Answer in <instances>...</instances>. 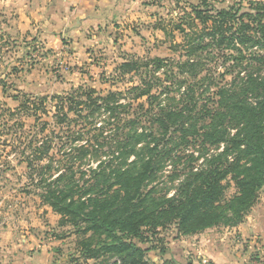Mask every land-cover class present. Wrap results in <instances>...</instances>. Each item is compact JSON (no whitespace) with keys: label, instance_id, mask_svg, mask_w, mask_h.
Returning a JSON list of instances; mask_svg holds the SVG:
<instances>
[{"label":"trees","instance_id":"16d2710c","mask_svg":"<svg viewBox=\"0 0 264 264\" xmlns=\"http://www.w3.org/2000/svg\"><path fill=\"white\" fill-rule=\"evenodd\" d=\"M190 13L188 30L176 26L177 58L118 63L112 78L127 79L124 90L13 96L18 111L46 118L16 149L40 201L79 235L77 258L183 264L148 246L145 230L234 227L264 186V0H198ZM156 250L162 263L149 262Z\"/></svg>","mask_w":264,"mask_h":264},{"label":"rangeland","instance_id":"374dc122","mask_svg":"<svg viewBox=\"0 0 264 264\" xmlns=\"http://www.w3.org/2000/svg\"><path fill=\"white\" fill-rule=\"evenodd\" d=\"M238 1L240 0H209L217 8L231 6ZM22 2L24 1L0 0V81H6L5 93L0 82V226L21 227L29 233L19 234L33 235L36 241L46 240L54 260L62 258L66 260V264H97L96 259L77 258L79 235L70 225L60 224L59 215L45 208L48 206L40 201L36 188L29 183L26 164L19 161L20 152L16 149L19 143L16 138L20 136L19 141L23 143L30 132H38L45 116L35 122L32 117L16 109L18 100L24 93L52 94L68 91L79 85L91 86L102 93L110 89L124 90L130 85L128 80L113 82L112 78L118 63L128 55L177 58L179 53L172 49V43H180L182 33L176 26L180 25L188 30V23L196 22L190 12L191 4L198 3V0H140L133 16L126 15L120 17L118 23L108 24V29L99 38L102 42L99 43L97 38L74 42L73 38L65 36L55 46L36 34L32 37L28 30L19 27L22 21L18 12L23 8ZM247 2L248 0H243V5L247 6ZM90 35L88 34L89 37ZM128 77L129 75L126 76ZM13 96L20 99H14ZM48 108L52 112L51 105ZM233 191L231 183L227 193ZM168 192L171 194L173 191L168 189ZM261 214H264V186L247 216H255L256 219ZM247 216L241 223L247 222ZM224 228L231 227H221L218 230L222 232ZM34 230L39 233H34ZM156 232L151 235L145 230L148 246L163 245L167 250L166 259L172 255V250L177 257V251H181L177 242L183 237H176L175 227L169 225L158 228ZM235 236H239L241 241L245 240L243 247L251 248L244 264H249L255 258L264 260V240L257 239L260 244L256 249L255 243L250 244L248 237H242L241 233H235ZM174 243L176 245L171 247ZM157 253V250L150 253V263L163 262ZM71 255L76 260L70 262ZM191 255L192 252L186 250L178 259L183 264H188L187 260L191 259ZM202 264L210 262L207 260Z\"/></svg>","mask_w":264,"mask_h":264},{"label":"crops","instance_id":"0c3cea01","mask_svg":"<svg viewBox=\"0 0 264 264\" xmlns=\"http://www.w3.org/2000/svg\"><path fill=\"white\" fill-rule=\"evenodd\" d=\"M23 1V8L18 12L22 21L19 27L28 30L32 37L36 34L55 46L60 38L65 36L73 38L74 42L92 41L96 38L99 43L102 42L99 38L104 30L108 29V24L118 23V19L126 15L133 16L140 0ZM88 34H91L90 37ZM45 208L51 211L49 207ZM261 215L256 219L255 216H247V222L224 228L222 232L218 228H210L195 235L182 236L181 241H175L181 247V251H177L178 256L188 250L192 252L191 259L187 260L188 264H202L207 260L210 264H244L243 261L249 257L251 248L243 247L245 240L241 241L240 237H234V234L241 233L242 237H248L249 243H255L257 249L260 244L257 239L264 240V214ZM19 232L29 233L21 227L0 226V264L67 263L65 259L52 258L46 240L36 241L35 236H24ZM33 232L39 233L36 230ZM174 245L176 244L171 247ZM171 252L175 256V252ZM178 261L182 263L181 260Z\"/></svg>","mask_w":264,"mask_h":264},{"label":"built area","instance_id":"2783aa9c","mask_svg":"<svg viewBox=\"0 0 264 264\" xmlns=\"http://www.w3.org/2000/svg\"><path fill=\"white\" fill-rule=\"evenodd\" d=\"M262 258H255L254 260L250 261L249 264H264Z\"/></svg>","mask_w":264,"mask_h":264}]
</instances>
